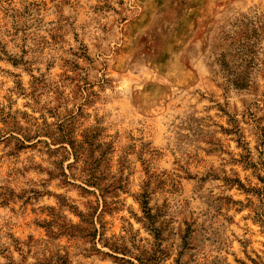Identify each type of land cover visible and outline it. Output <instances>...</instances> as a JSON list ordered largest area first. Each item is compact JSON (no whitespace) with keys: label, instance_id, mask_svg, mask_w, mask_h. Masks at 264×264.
Listing matches in <instances>:
<instances>
[{"label":"rangeland","instance_id":"obj_1","mask_svg":"<svg viewBox=\"0 0 264 264\" xmlns=\"http://www.w3.org/2000/svg\"><path fill=\"white\" fill-rule=\"evenodd\" d=\"M0 264H264V0H0Z\"/></svg>","mask_w":264,"mask_h":264}]
</instances>
